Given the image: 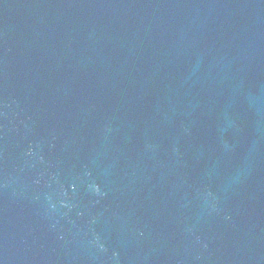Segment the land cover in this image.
Wrapping results in <instances>:
<instances>
[{
  "label": "water",
  "instance_id": "water-1",
  "mask_svg": "<svg viewBox=\"0 0 264 264\" xmlns=\"http://www.w3.org/2000/svg\"><path fill=\"white\" fill-rule=\"evenodd\" d=\"M146 3L148 7L136 16V24L121 26L120 34L125 31L127 36L116 34L113 41V34L90 41L88 28L72 13L66 22L59 20L54 33L47 29L40 33L37 22L39 37L14 33L23 47L10 50L8 63L0 67V264H191L193 250L189 251L188 244L207 240L215 230L229 237L215 257L205 258L208 264H264V0ZM6 19L11 24L10 17ZM199 21V27L195 26ZM138 22L145 28L143 33ZM254 23L259 24L254 27ZM88 24L97 29L98 23ZM72 25L86 40L68 34ZM201 33L208 35V43H217L214 53L185 45L195 42ZM156 38L160 47L153 49ZM39 39L38 46L28 43L34 45ZM61 39L68 41V47H60V53L46 48ZM74 52L86 55L84 80L77 77L82 63L72 60ZM100 54L107 59H99ZM201 57L207 62L204 68ZM183 62L189 65L187 71ZM103 64H117L107 81L97 80ZM201 76L204 81L198 83ZM237 76L239 83L229 87ZM246 77L253 83L249 93L248 87L240 84ZM178 80L181 85L176 90ZM119 83L123 90H116ZM108 85V92L100 94L98 90ZM165 92L173 97L184 95L185 104L195 97L198 103L210 99L213 109H218L216 120L220 123L221 110L227 111V106L237 102L235 111L249 121L240 131L251 130V134L230 145V139L223 138L219 155H213L215 162L205 167L197 162L198 170L187 186L184 172L174 179L178 168H173L172 178L152 177L155 172L168 173V160L160 159L154 165L153 159L168 156V148L171 155L179 156L188 132L183 128L187 116L179 121L180 127L171 121L176 117H161L166 108L160 104ZM74 99L80 101L76 110L69 103ZM104 99L113 105L124 103L127 111H137L134 116L146 122L134 133L127 131L126 122L118 126L124 134L118 139H128L125 144L114 142L113 136L105 144L94 145L88 138L91 129H80L91 119V105L98 109ZM71 110L79 117L70 118ZM32 115L40 122L48 116L65 115V119L47 122L45 129L42 124L29 125ZM123 119L117 116L119 122ZM231 124L228 119L218 136L217 127L208 133L194 127L196 132L189 140L199 143L201 137V141L217 143ZM55 128L52 136L46 133ZM169 132L179 134L173 138ZM83 135L85 141L80 140ZM255 136L259 141L246 148ZM259 143L263 145L260 149ZM149 146L156 147L154 153L149 152ZM184 148L188 159L198 154L189 146ZM67 151L72 159L63 157ZM218 157L232 161L223 162L219 170ZM131 158L140 162L139 167ZM199 180L202 187H195ZM172 187L178 191L174 193ZM64 189L68 192L63 193ZM165 190L169 197L162 195ZM177 192L183 195L174 198ZM88 204L94 207L91 213ZM193 206L205 212L202 220H209L206 225L197 217L184 216ZM103 207L108 210L102 212ZM118 212L126 215L124 220L118 218ZM133 247L136 252L130 253Z\"/></svg>",
  "mask_w": 264,
  "mask_h": 264
}]
</instances>
